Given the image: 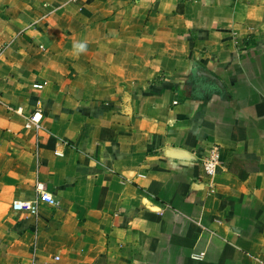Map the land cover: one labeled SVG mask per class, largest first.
Wrapping results in <instances>:
<instances>
[{"label": "crops", "instance_id": "0c3cea01", "mask_svg": "<svg viewBox=\"0 0 264 264\" xmlns=\"http://www.w3.org/2000/svg\"><path fill=\"white\" fill-rule=\"evenodd\" d=\"M0 96V264H263L264 0H0Z\"/></svg>", "mask_w": 264, "mask_h": 264}, {"label": "built area", "instance_id": "2783aa9c", "mask_svg": "<svg viewBox=\"0 0 264 264\" xmlns=\"http://www.w3.org/2000/svg\"><path fill=\"white\" fill-rule=\"evenodd\" d=\"M79 1V0H73ZM44 84L36 83L34 87L41 88ZM2 97L0 96V103H2ZM43 114L40 108H37L26 119L25 126L27 128L39 129L41 127V120ZM201 163L205 174L209 177L208 185L213 192V177L217 174L218 168L222 163L221 147L219 145H213L209 151L201 158ZM42 203H49L51 205H58L59 200L47 189L44 182H38L37 184V196L33 200L16 199L12 203L14 210L31 211L32 213H38L39 206ZM264 264V261H263Z\"/></svg>", "mask_w": 264, "mask_h": 264}, {"label": "clouds", "instance_id": "9594fccd", "mask_svg": "<svg viewBox=\"0 0 264 264\" xmlns=\"http://www.w3.org/2000/svg\"><path fill=\"white\" fill-rule=\"evenodd\" d=\"M73 50L77 54L83 53V52H85L87 50V45H86V43L80 42V41L74 42Z\"/></svg>", "mask_w": 264, "mask_h": 264}]
</instances>
